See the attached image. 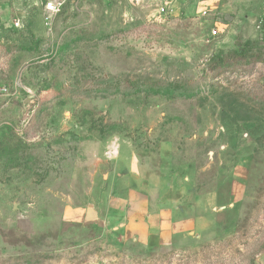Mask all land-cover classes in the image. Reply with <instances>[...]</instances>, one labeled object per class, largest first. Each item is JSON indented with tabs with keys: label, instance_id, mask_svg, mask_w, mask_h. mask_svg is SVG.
<instances>
[{
	"label": "rangeland",
	"instance_id": "obj_1",
	"mask_svg": "<svg viewBox=\"0 0 264 264\" xmlns=\"http://www.w3.org/2000/svg\"><path fill=\"white\" fill-rule=\"evenodd\" d=\"M57 2L0 0V264H264V0Z\"/></svg>",
	"mask_w": 264,
	"mask_h": 264
},
{
	"label": "crops",
	"instance_id": "obj_2",
	"mask_svg": "<svg viewBox=\"0 0 264 264\" xmlns=\"http://www.w3.org/2000/svg\"><path fill=\"white\" fill-rule=\"evenodd\" d=\"M113 190L111 201L107 207V220L110 225H120V230L127 237L138 238L142 243L152 239L169 242L174 237L189 234L193 230L194 220L183 218L180 207L162 206L159 211L150 214H147L145 210H131L136 199L134 191L123 189L122 191L126 193L120 194L117 193L120 191L118 187H114ZM158 205L161 204L158 202Z\"/></svg>",
	"mask_w": 264,
	"mask_h": 264
},
{
	"label": "built area",
	"instance_id": "obj_3",
	"mask_svg": "<svg viewBox=\"0 0 264 264\" xmlns=\"http://www.w3.org/2000/svg\"><path fill=\"white\" fill-rule=\"evenodd\" d=\"M45 11L48 15L47 22H49L48 20L60 11V5L57 0H46ZM19 25V22L14 23L15 27H19Z\"/></svg>",
	"mask_w": 264,
	"mask_h": 264
}]
</instances>
